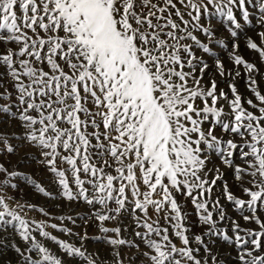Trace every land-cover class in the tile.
<instances>
[{"label":"snow or ice","instance_id":"6c2138e0","mask_svg":"<svg viewBox=\"0 0 264 264\" xmlns=\"http://www.w3.org/2000/svg\"><path fill=\"white\" fill-rule=\"evenodd\" d=\"M0 264H264V0H0Z\"/></svg>","mask_w":264,"mask_h":264},{"label":"rangeland","instance_id":"374dc122","mask_svg":"<svg viewBox=\"0 0 264 264\" xmlns=\"http://www.w3.org/2000/svg\"><path fill=\"white\" fill-rule=\"evenodd\" d=\"M254 15L258 16V12H254ZM258 25H256L255 23L251 24V25H247L245 27L244 32L241 34V39L243 40L244 37L246 35H251L253 34L257 29H258ZM240 88L242 92H246V89L244 87V83L243 81H240ZM33 199L36 200L37 203H44L45 201L43 200V198H37V197H33Z\"/></svg>","mask_w":264,"mask_h":264}]
</instances>
